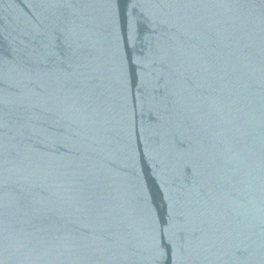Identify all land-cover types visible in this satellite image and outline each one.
Returning <instances> with one entry per match:
<instances>
[{
  "label": "water",
  "instance_id": "95a60500",
  "mask_svg": "<svg viewBox=\"0 0 264 264\" xmlns=\"http://www.w3.org/2000/svg\"><path fill=\"white\" fill-rule=\"evenodd\" d=\"M0 264H264V0H0Z\"/></svg>",
  "mask_w": 264,
  "mask_h": 264
}]
</instances>
